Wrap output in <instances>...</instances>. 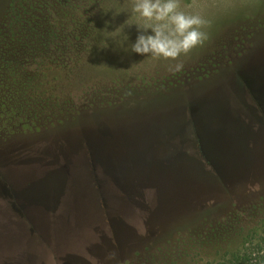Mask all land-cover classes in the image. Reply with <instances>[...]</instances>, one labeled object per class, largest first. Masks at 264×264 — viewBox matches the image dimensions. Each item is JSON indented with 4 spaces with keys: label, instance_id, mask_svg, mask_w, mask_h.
<instances>
[{
    "label": "rangeland",
    "instance_id": "1",
    "mask_svg": "<svg viewBox=\"0 0 264 264\" xmlns=\"http://www.w3.org/2000/svg\"><path fill=\"white\" fill-rule=\"evenodd\" d=\"M132 3L0 0V264H216L264 239V0H181L209 39L176 73L131 51Z\"/></svg>",
    "mask_w": 264,
    "mask_h": 264
},
{
    "label": "clouds",
    "instance_id": "2",
    "mask_svg": "<svg viewBox=\"0 0 264 264\" xmlns=\"http://www.w3.org/2000/svg\"><path fill=\"white\" fill-rule=\"evenodd\" d=\"M131 13L138 36L131 51L168 62L172 73L183 69L182 56L203 47L209 39V21L200 13L182 10L181 0H133Z\"/></svg>",
    "mask_w": 264,
    "mask_h": 264
},
{
    "label": "trees",
    "instance_id": "3",
    "mask_svg": "<svg viewBox=\"0 0 264 264\" xmlns=\"http://www.w3.org/2000/svg\"><path fill=\"white\" fill-rule=\"evenodd\" d=\"M253 241V236L245 237L240 249L230 253L228 257L216 264H254L255 255L260 259V264H264V239L257 241L255 246Z\"/></svg>",
    "mask_w": 264,
    "mask_h": 264
},
{
    "label": "flooded vegetation",
    "instance_id": "4",
    "mask_svg": "<svg viewBox=\"0 0 264 264\" xmlns=\"http://www.w3.org/2000/svg\"><path fill=\"white\" fill-rule=\"evenodd\" d=\"M171 133V132H170ZM171 134H173V135H177V133L175 134V133H171ZM16 198H17V200H18V196L16 195Z\"/></svg>",
    "mask_w": 264,
    "mask_h": 264
}]
</instances>
